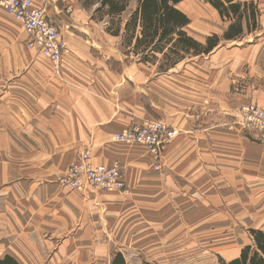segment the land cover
Returning a JSON list of instances; mask_svg holds the SVG:
<instances>
[{
  "label": "crops",
  "instance_id": "0c3cea01",
  "mask_svg": "<svg viewBox=\"0 0 264 264\" xmlns=\"http://www.w3.org/2000/svg\"><path fill=\"white\" fill-rule=\"evenodd\" d=\"M233 1L257 5L256 27L243 16L241 36L165 70L123 43L135 0L118 35L85 0H34L60 31L58 66L27 46L22 24L0 5V258L111 264L120 254L130 264L126 248H113L118 234L159 258L192 249L175 243L178 232L207 251L209 218L216 240L224 227L264 229V140L239 121L242 104L264 108V0ZM176 7L189 18L182 30L200 42L234 20L207 0ZM145 119L177 132L159 169L144 146L113 138ZM83 150L92 164L117 163L129 193L59 185Z\"/></svg>",
  "mask_w": 264,
  "mask_h": 264
},
{
  "label": "trees",
  "instance_id": "16d2710c",
  "mask_svg": "<svg viewBox=\"0 0 264 264\" xmlns=\"http://www.w3.org/2000/svg\"><path fill=\"white\" fill-rule=\"evenodd\" d=\"M132 0H85V5L95 6L93 18L105 21L109 33L118 35L122 14ZM180 0H135V8L124 23L123 43L132 55L143 62L154 64L165 70L183 58L209 53L221 39L231 40L241 36L240 20L243 16L251 18L256 27L257 8L254 2H235L233 0H207L222 19L229 23L222 35L211 33L203 42L187 35L182 27L189 18L176 4ZM246 14V15H245ZM250 243L241 248L239 255L231 260L219 259L209 264H264V229H248ZM0 264H19L13 257L0 258ZM111 264H124L117 254Z\"/></svg>",
  "mask_w": 264,
  "mask_h": 264
},
{
  "label": "built area",
  "instance_id": "2783aa9c",
  "mask_svg": "<svg viewBox=\"0 0 264 264\" xmlns=\"http://www.w3.org/2000/svg\"><path fill=\"white\" fill-rule=\"evenodd\" d=\"M33 1L0 0V5L22 24L29 37L27 46L58 66L64 47L60 31L47 20L44 9L34 6ZM239 121L244 127L255 130L264 140V108L253 103L242 104ZM176 134L174 128H169L160 120L145 119L124 132L115 133L113 138L127 145L144 146L153 158L152 168L159 169L163 150ZM57 182L69 189L96 188L129 193L120 166L117 163L92 164L87 150L77 153V159L57 178Z\"/></svg>",
  "mask_w": 264,
  "mask_h": 264
},
{
  "label": "rangeland",
  "instance_id": "374dc122",
  "mask_svg": "<svg viewBox=\"0 0 264 264\" xmlns=\"http://www.w3.org/2000/svg\"><path fill=\"white\" fill-rule=\"evenodd\" d=\"M257 13L260 14V10L257 7ZM70 166V165H69ZM68 169V168H67ZM116 191V190H115ZM209 212H213V210H208ZM208 220H212L208 222L206 225L207 233L206 238L201 239V245L207 251L200 252L197 251L199 249V242L193 241V236L191 240H183L184 236H179L181 234H174L175 235V243L188 244L190 243L193 245L192 249L185 254L174 255L170 257L161 256V257H150L147 253L145 255L144 251L141 248L136 247L137 243H132L129 246L123 240H119V235L115 238L113 242V248L115 247H122L123 249L126 248L128 261L130 264H201V263H215L219 259H224L226 261L231 260L230 257L235 255L239 249L241 250L242 247L250 243V238L248 231L244 230L243 226L241 228L237 227V230L231 234L229 233L228 229L224 227V235L223 240H216V237L220 236V234L216 233V229L218 226L215 224L217 218H209ZM121 232V231H120ZM182 232V230H181ZM194 232V230H192ZM228 232V233H227ZM152 243V242H149ZM157 246L161 245L162 242H156ZM169 243V242H168ZM229 258V259H228Z\"/></svg>",
  "mask_w": 264,
  "mask_h": 264
}]
</instances>
